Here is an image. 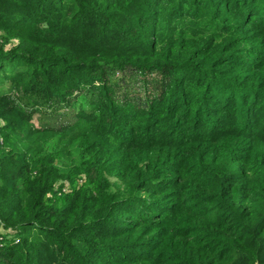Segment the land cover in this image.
Here are the masks:
<instances>
[{"label": "trees", "instance_id": "obj_1", "mask_svg": "<svg viewBox=\"0 0 264 264\" xmlns=\"http://www.w3.org/2000/svg\"><path fill=\"white\" fill-rule=\"evenodd\" d=\"M0 32V264H264V0H0Z\"/></svg>", "mask_w": 264, "mask_h": 264}, {"label": "rangeland", "instance_id": "obj_2", "mask_svg": "<svg viewBox=\"0 0 264 264\" xmlns=\"http://www.w3.org/2000/svg\"><path fill=\"white\" fill-rule=\"evenodd\" d=\"M48 1L49 0H43V2L45 4ZM4 35H5V33L0 32V37L3 38ZM12 38H14V36ZM11 43H12V45H16V44H18V40L16 38H14V39H12ZM112 72L114 73V76L118 80V84L120 86H122V88H123L122 92H126L124 90L127 89L126 93L131 92L132 94H134V93H137L138 89H140V92L144 93V94H141L140 96L141 97H146L145 96L144 83H143L142 80L139 79L140 76L132 74L133 72H136L134 69H132V70L128 69L126 71H122L121 69H114V70H112ZM137 79H139L140 81H136ZM145 79L146 80L156 79V76H154L153 74H148V75L145 76ZM130 80L132 81L131 83L128 82ZM113 89L117 90V82L113 85ZM152 90L153 91L155 90V88L153 86H152ZM126 93L118 94V96L119 97H123ZM88 103L89 102H88L87 98L85 97L84 92H82L80 90H76V91L73 92V95H71V96L66 98L65 107L62 105V107L59 108L58 112H59V114L65 112V115H68V114H70L72 112L76 113L82 107H86L88 105ZM67 107L68 108H72V109L67 110ZM71 118L72 119H68V120H65V121H68L69 123H71V121L74 119L73 116ZM55 119L53 121H48V120H44V121H45L46 124L47 123L55 124V123L59 122V121H56V120H61L63 122L64 118L58 117L56 120ZM41 122H43V121L40 120V116L38 115V116L34 117V119L32 121V125H35V126L39 125L40 126ZM4 126H5V121L3 119H0V145H6V139L3 136V134H2ZM84 181H85V179H82V180L78 181L75 186L76 187L81 186L84 183ZM73 187H74V185L72 183L71 184H67L66 186L62 187V191H72ZM57 190H61L60 186H57L55 188V191H57ZM26 234H27L26 230L23 229L21 231V236H25ZM7 242H10V243L11 242H20V238L17 235H15V234H11V233L8 234L6 231H3V230L0 229V247H2Z\"/></svg>", "mask_w": 264, "mask_h": 264}]
</instances>
